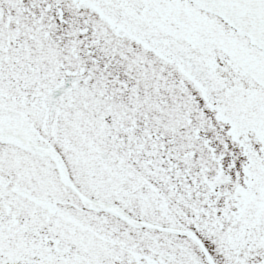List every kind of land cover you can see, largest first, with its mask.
Returning <instances> with one entry per match:
<instances>
[{
    "label": "snow or ice",
    "instance_id": "6c2138e0",
    "mask_svg": "<svg viewBox=\"0 0 264 264\" xmlns=\"http://www.w3.org/2000/svg\"><path fill=\"white\" fill-rule=\"evenodd\" d=\"M0 264H264V0H0Z\"/></svg>",
    "mask_w": 264,
    "mask_h": 264
}]
</instances>
